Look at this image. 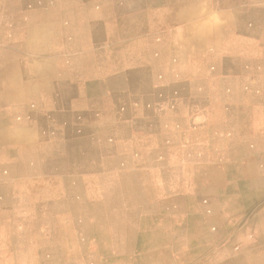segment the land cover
<instances>
[{"label":"crops","instance_id":"0c3cea01","mask_svg":"<svg viewBox=\"0 0 264 264\" xmlns=\"http://www.w3.org/2000/svg\"><path fill=\"white\" fill-rule=\"evenodd\" d=\"M26 1L0 0V14L3 10V17H6L4 29L0 28V190L4 191L0 192V232L7 231V237H14L13 240L2 241L5 254L0 258L1 264H71L53 241L62 232L64 223L69 224L66 230L72 231L78 239L77 257L92 259V264H206L205 260L209 259L212 264L219 260H226L227 264H264V77L256 79L254 85L247 84V81L241 85L246 88L245 92L257 87L253 104L258 103V107H252L251 101L245 99L246 95L239 100L230 98L228 91L235 92L239 85L224 81L213 87L222 94L219 101L197 98L191 91L203 90L204 87L198 86L202 83L195 84V77L187 74L188 63L174 69L168 60L161 58L167 43L178 44L176 37L180 30L171 26L162 29L158 24V20L167 16L170 19L181 17L178 14L182 9L200 10L199 15L190 14L187 18L190 20L228 16L227 19L233 22L237 18L245 20L259 11L260 21L255 24L260 28L264 25V0ZM224 4H227L226 9H223ZM13 15L21 18L18 26L11 23L9 17ZM25 23L26 26L23 25ZM221 24L225 25L226 21ZM230 28V31L224 29L222 33L226 44L231 42L229 35L235 36L239 31L236 24ZM252 29L244 28L240 34L250 36ZM225 77L217 79L226 80ZM199 80L203 81V78ZM198 96L205 97L204 93ZM12 99H15V107L10 102ZM237 102L248 103V108H245L248 119L244 124H239L234 118ZM132 113L137 114V120L141 116L143 118L135 130L120 134L119 131L134 119H129ZM11 114L18 120L14 124L9 119ZM60 116L64 117L62 121ZM87 118L89 124L85 121ZM104 132L109 136L105 137ZM72 141L85 143L83 146L88 149H101L108 142L115 149V154L124 153L125 147L130 149L131 152L127 153L132 154V167L127 170L132 173L144 170L137 179L146 183L147 189L140 193L146 199L130 204L120 199L113 206L114 214L122 216L130 212L131 221L96 218L94 212L99 211L101 215L100 211L108 209L101 199L98 200L99 206L71 204L68 199L71 194L72 197L74 194L87 197L86 202L89 203L93 202L91 197L95 198V194L88 185H82L79 192L71 189L69 175L57 173L55 178L54 175H36L35 171H31L32 175L23 172L35 166V161H28V156L37 157L39 154L28 152L29 148H44L53 157L50 160L59 165L69 161L67 156L60 154V148L71 147ZM42 153L37 160L44 168ZM100 157V163L116 161L113 155ZM58 167L52 170L58 171ZM102 174L110 176L112 173ZM27 178L30 180L28 185L22 183ZM61 178L65 187L55 189L50 182ZM187 178L191 179L190 184L186 183ZM18 185L21 188H17ZM245 185H248L250 196L247 201L243 198ZM41 189H46L43 190L46 193L42 194ZM94 190L98 191L97 188ZM221 192L229 193L223 195ZM170 194L175 195V201L168 199ZM34 195L38 197L33 198ZM161 196L164 199L156 203ZM156 209L165 212L193 209L199 214L210 211L214 215L204 220L199 218V214L175 220V217L162 218L161 224L155 215L143 217L144 212ZM135 224L147 225L157 232L158 227L169 226L177 232L174 235L167 233L161 238L156 237L155 230H148L146 246L135 257L134 253L128 254L129 251L134 252L138 243L133 230ZM108 226L114 228L113 236L107 235ZM180 230L184 232L183 237L179 236ZM23 243H29L30 247L24 253L18 252ZM111 243H114V251L108 253L106 248L109 249ZM95 248L97 251L105 248L106 255L100 259L102 262H98Z\"/></svg>","mask_w":264,"mask_h":264},{"label":"bare ground","instance_id":"6f19581e","mask_svg":"<svg viewBox=\"0 0 264 264\" xmlns=\"http://www.w3.org/2000/svg\"><path fill=\"white\" fill-rule=\"evenodd\" d=\"M2 1V0H1ZM9 1V0H8ZM23 1V0H22ZM29 1V0H28ZM26 1V2H28ZM37 1V0H36ZM8 4V3H7ZM24 4V3H22ZM5 6V5H4ZM17 6V5H16ZM15 6V7H16ZM225 8H227V4H224ZM3 7V6H2ZM19 7V6H18ZM25 7V6H24ZM79 7V6H78ZM30 8V7H29ZM17 10V9H16ZM19 10V9H18ZM28 10V9H27ZM7 11V10H6ZM29 11V10H28ZM223 11V10H222ZM226 11V10H224ZM255 11V10H254ZM12 12V11H11ZM258 11H255V13H257ZM5 13H3V10H2V15L0 14V28L2 29L3 25H5V20H6V17H3ZM18 14V13H17ZM25 14V13H24ZM23 14V15H24ZM215 14V13H213ZM259 14V12L257 13ZM22 15V14H21ZM227 15V13H226ZM226 15H222V16H226ZM181 17H177V19H179V21L183 20L182 24L180 25H175L177 23H175V21H178L176 18H174L173 20H171L170 18H168V16L166 18H161L160 20H158V24L160 26V28L164 29V27H174L176 28V30H180L179 32V36L176 37V40L178 41V44H172L171 42L167 43L166 47L164 48V51L162 52V59H166L169 61L170 65L172 66V68H179L182 64H185L186 62L188 63L187 64V74H191V76L195 77V84H199V83H202V84H199L198 86L200 87H204V82H207L205 81V79L203 81L199 80V78H201L202 74H201V70H203L205 67L207 66H213L212 68H214L216 71H227V73L229 72L230 75H226L225 78H227L226 80H218L217 77L216 79H213V80H210L211 82L207 84L208 88L210 90H213V93L209 92V97H199L198 95H202L203 93H207V91L205 92L204 89L201 90V89H194L193 91H191V94L193 96H197V98H203V99H208V98H213L212 100L216 99L217 101H219L218 99H220L222 96L221 93H219L218 90L214 89L213 87L216 86L217 82L219 81H224V83H231L232 85H234L235 83H237V81L235 80L234 81V78L236 77L235 74L230 71H236L237 69H241V67L244 68V70H250V72L248 71L249 74H246V75H243L245 76L244 78L247 79V76L248 75H251V76H255L256 79L258 78H261V77H264V70H263V67H264V61L263 59H254V60H246L243 62V65H240L239 66V62L235 61V60H232L231 62H228V63H224V60L221 59L220 57V53H223L224 52H228L229 50L231 51H235L237 48L235 46H228V45H225L224 44V39H223V31L224 29H226L225 31H230L231 28L230 27H235V22H233L231 19H227L228 16L226 17H221L220 19H216V18H211L209 20H199L198 19H187V15L186 14H181L180 15ZM254 14H253V17H248L246 18L245 20H243L242 18H237L236 22H239L238 23V26L237 30H239L236 34H235V39H237V37H240V31H242V29L244 28H248L251 21H253V18H254ZM257 20L256 21H260L259 20V16H257ZM10 21L12 24L15 25H19L20 24V20L21 18L16 15H13L12 17H9ZM8 18V19H9ZM29 18V17H28ZM34 18V16H33ZM202 18V17H201ZM208 18V16H207ZM7 19V20H8ZM255 19V18H254ZM60 20V19H59ZM81 20V19H80ZM225 20L226 21V24L223 25L221 23L225 22L223 21ZM23 21V20H22ZM7 23V22H6ZM60 23V21H59ZM262 23V22H261ZM12 24H11V27H12ZM53 24V22H52ZM24 26H26V23L23 24ZM10 26V25H8ZM13 26V27H14ZM50 26V25H49ZM6 27V26H4ZM10 28V27H9ZM56 28V27H55ZM4 29V28H3ZM47 29V28H46ZM49 29V28H48ZM58 29V28H57ZM241 29V30H240ZM262 29V28H261ZM21 30V29H19ZM234 30V29H233ZM264 30V29H263ZM262 30V31H263ZM39 31V30H38ZM154 31V30H153ZM177 31V32H178ZM257 31V30H256ZM1 33V32H0ZM53 33V32H52ZM185 34L184 35V38H181L182 37V34ZM229 33V32H228ZM230 34V33H229ZM51 35V34H50ZM61 35V34H60ZM228 35V34H227ZM40 36V35H39ZM148 37V35H147ZM166 37V36H165ZM228 37V36H227ZM232 36L229 35L228 39L231 38ZM60 38V37H58ZM195 38L198 40V42L195 40ZM260 38V37H259ZM157 39V38H156ZM170 39V38H169ZM16 40V39H15ZM37 40V39H36ZM49 40V39H48ZM51 40V39H50ZM49 40V41H50ZM148 40V39H147ZM20 41V40H19ZM45 41V40H43ZM172 41V40H171ZM4 42V41H3ZM18 42V40H17ZM2 43V42H1ZM13 43V42H12ZM47 43V42H46ZM171 43V45H169ZM233 43L234 44H237V40L234 41L233 40ZM4 44V43H2ZM6 44V43H5ZM48 44V43H47ZM62 44V43H61ZM248 43H244V46L242 48H240V51H243L244 47L247 45ZM261 44V43H260ZM46 45V44H45ZM164 45V44H163ZM46 47V46H45ZM53 47V46H52ZM56 47V45H55ZM60 47V46H59ZM161 47V46H160ZM50 48V47H49ZM86 48V47H85ZM163 48V47H162ZM120 50V49H119ZM124 51V50H123ZM43 52V51H42ZM49 52V51H48ZM100 52V51H99ZM76 53V52H75ZM243 54H245V52H242ZM39 54V53H38ZM94 54V53H93ZM97 54V53H96ZM112 54V53H111ZM227 54V53H226ZM259 54V53H257ZM15 55V54H14ZM34 55V54H33ZM44 55V54H43ZM74 55V54H73ZM104 55V54H102ZM149 55V54H147ZM153 55V53H152ZM252 55V54H251ZM25 56V55H24ZM23 56V57H24ZM98 56V55H97ZM155 56V55H154ZM254 56V55H253ZM15 57V56H14ZM77 57V56H76ZM86 57V56H85ZM84 57V58H85ZM102 57V56H100ZM148 57V56H147ZM259 57V56H258ZM47 58V57H46ZM106 58V56H105ZM149 58V57H148ZM155 58H159V57H155ZM250 58V57H249ZM20 59V58H19ZM18 59V60H19ZM230 59V58H229ZM240 59V58H239ZM245 59V58H244ZM21 60V59H20ZM47 60V59H46ZM71 60V59H70ZM101 60V58H100ZM103 60V59H102ZM73 61V60H72ZM71 61V62H72ZM181 61V62H180ZM240 61V60H239ZM243 61V59H242ZM18 62V61H17ZM49 62V61H48ZM69 62V61H68ZM108 62V61H107ZM100 63V62H99ZM70 64V63H68ZM94 64V63H93ZM113 64V63H112ZM100 65V64H99ZM107 65V64H106ZM115 65V64H114ZM144 65V64H143ZM148 65V64H147ZM195 65V66H194ZM197 65V66H196ZM49 66V65H48ZM102 66V65H101ZM108 66V65H107ZM186 66V65H185ZM239 66V67H238ZM116 67V66H115ZM139 67V66H137ZM182 67V66H181ZM180 67V68H181ZM238 67V68H236ZM18 68V67H17ZM94 68V67H93ZM128 69V67H126ZM130 68V67H129ZM134 68V67H133ZM132 68V69H133ZM143 68V67H142ZM257 68V69H256ZM146 69V68H144ZM151 69V68H150ZM173 69V70H174ZM185 69V68H184ZM254 69H256L255 71H253ZM5 70V69H4ZM126 70V69H125ZM179 70V69H178ZM183 70V69H182ZM8 72V71H7ZM15 72V71H14ZM91 72V71H90ZM16 73V72H15ZM41 73V72H40ZM71 73H72V70H71ZM110 73V72H109ZM126 73V72H125ZM244 73V72H243ZM5 74V73H4ZM23 74V73H22ZM85 74V73H84ZM208 74V73H207ZM18 75V74H17ZM214 75V73L212 74ZM8 76V75H7ZM21 76V75H20ZM46 76V75H45ZM72 76V75H71ZM70 76V77H71ZM97 76V75H96ZM216 76V75H215ZM235 76V77H234ZM242 76V77H243ZM9 77V76H8ZM13 77V76H11ZM88 77V76H86ZM151 77V76H150ZM3 78V77H2ZM75 78V77H74ZM8 79V78H7ZM68 79V78H67ZM97 79V78H96ZM236 79V78H235ZM254 79V78H253ZM4 80V79H3ZM1 80V81H3ZM25 80V79H24ZM73 80V79H72ZM242 80V84L244 82H246L244 79H241ZM249 80V79H248ZM251 80V79H250ZM18 81V80H17ZM26 81V80H25ZM39 81V80H38ZM48 81V80H47ZM80 81V80H79ZM239 81V80H238ZM16 82V81H15ZM44 82V81H43ZM53 82V81H52ZM25 83V82H24ZM27 83V82H26ZM32 83V81H31ZM50 83V82H49ZM54 83V82H53ZM144 83V82H143ZM57 84V83H56ZM140 84V83H139ZM147 84V83H146ZM15 85V84H14ZM152 85V84H151ZM236 85V84H235ZM13 86V85H12ZM26 86V85H25ZM52 86V85H51ZM54 86V85H53ZM237 86V85H236ZM17 87V86H16ZM55 87V86H54ZM141 87V86H140ZM248 87V86H247ZM249 88V87H248ZM141 89V88H140ZM144 89V88H143ZM12 90V89H11ZM10 90V91H11ZM20 90V89H19ZM29 90H30V87H29ZM57 90V89H56ZM55 90V92H56ZM13 91V90H12ZM144 91V90H143ZM141 91V93L143 92ZM33 92V91H32ZM51 92V91H50ZM259 92V91H258ZM17 93V92H16ZM235 93V94H234ZM253 91L251 90H248V92L246 93V98L245 99H249L251 102L250 104L252 105L254 102V99L257 97H254L253 95ZM31 94V93H30ZM228 94L230 96V98H233V99H237L239 100V98H241V94L239 92H237V89L235 90V92H233L232 90L228 91ZM15 95V94H14ZM35 95V94H34ZM60 95V94H59ZM208 95V94H207ZM32 96V95H31ZM245 96V95H244ZM46 97V96H45ZM219 97V98H218ZM13 98V97H12ZM74 98V97H73ZM264 98V97H263ZM56 99V98H55ZM60 99V98H59ZM15 99H12L10 102L13 103L12 107H15ZM70 100H71V97H70ZM253 100V102H252ZM37 101V100H36ZM61 101V99H60ZM72 101V100H71ZM248 101V100H247ZM59 102V101H58ZM29 103V102H28ZM70 103V102H69ZM107 103V102H106ZM47 104V103H46ZM58 104V103H57ZM220 104V103H219ZM218 104V106H219ZM248 104V103H247ZM247 104H240L238 105L239 108H248ZM33 105V104H32ZM118 105V104H117ZM138 105V104H137ZM213 105V104H212ZM254 105V104H253ZM252 105V106H253ZM256 105V104H255ZM95 107L97 105H94ZM142 106V105H141ZM207 106V105H206ZM103 107V106H102ZM114 107V106H113ZM140 107V105H139ZM214 107H216L214 105ZM251 107V106H249ZM254 107V106H253ZM60 108V106H59ZM87 108V107H86ZM94 108V107H93ZM110 108V107H109ZM231 108V106H230ZM260 108V107H259ZM264 108V107H262ZM13 109V113H14V108ZM26 109V108H25ZM56 109V108H55ZM91 109V108H90ZM104 109V108H103ZM107 109V108H106ZM112 109V108H111ZM209 109V108H208ZM88 110V109H87ZM113 110V109H112ZM130 110V109H129ZM46 111V110H45ZM52 111V110H51ZM92 111V110H91ZM95 111V110H93ZM110 111V110H109ZM214 111V110H212ZM216 111V110H215ZM32 112V111H31ZM34 112V111H33ZM217 112V111H216ZM252 112V111H251ZM249 112V114L251 113ZM263 112V111H261ZM29 113V112H28ZM54 113V111H53ZM83 113V112H81ZM90 113V111H89ZM113 113V112H112ZM203 113V112H202ZM214 113V112H213ZM232 113V112H231ZM256 113V112H254ZM35 114V112H34ZM206 114V113H205ZM210 114V113H209ZM248 114V115H249ZM39 115V114H38ZM89 115V114H88ZM47 116V115H46ZM83 116V115H82ZM115 116V115H113ZM137 116V114H134L132 113L131 116L129 115V119L130 118H134V119H131L129 121L128 124H126V128H124L123 130H120V134L122 132H127L129 130H135L137 128V125L138 123L141 121V119L143 118V116H141V118H139L138 120L135 119V117ZM186 116V115H185ZM210 116V115H209ZM32 117V116H31ZM34 117V116H33ZM86 118V116H84ZM92 117V116H91ZM127 117V116H126ZM125 117V118H126ZM213 117V116H212ZM60 120L62 121L63 120V116H60L59 117ZM88 118L90 119V117L88 116ZM88 118L85 120L86 122H88ZM9 119L11 120V122L14 124L15 121H18L17 118L15 117V115L11 114V116L9 117ZM92 119V118H91ZM102 119V118H100ZM99 119V120H100ZM207 119V118H206ZM227 119V118H226ZM93 120V119H92ZM164 120V119H163ZM218 121V120H217ZM32 122V121H30ZM100 122V121H99ZM108 122V121H107ZM112 122V121H111ZM168 122V121H166ZM226 122V121H225ZM249 122V121H248ZM101 123V122H100ZM114 123V122H113ZM112 123V124H113ZM209 123V122H208ZM207 123V124H208ZM220 123V122H219ZM48 124V123H47ZM57 124V123H56ZM89 124V122H88ZM211 124V123H210ZM17 125V124H16ZM49 125V124H48ZM60 125V124H59ZM79 125V124H78ZM84 125V124H83ZM121 125V124H120ZM166 125V124H165ZM169 125H171L169 123ZM235 125V124H234ZM37 126H38V123H37ZM52 126V125H51ZM56 126V125H55ZM80 126V125H79ZM236 126V125H235ZM47 127V126H46ZM105 127V126H104ZM111 127V125H110ZM122 127V126H121ZM163 127V126H162ZM189 127V125H188ZM193 127V126H192ZM203 127V126H202ZM4 128V127H3ZM49 128V127H48ZM62 128V127H61ZM222 128V126H221ZM226 128V127H225ZM241 127H239L240 129ZM40 129V128H39ZM91 129V128H90ZM89 129V130H90ZM246 129V128H245ZM184 130V129H183ZM186 130V129H185ZM199 130V129H198ZM62 131V130H61ZM109 131V130H108ZM160 131V130H159ZM168 131V130H167ZM219 131V130H218ZM227 131V130H226ZM88 132V131H87ZM171 133V131H169ZM204 132V131H203ZM202 132V133H203ZM222 132V131H221ZM220 132V133H221ZM259 132V131H258ZM49 133V132H48ZM174 133V132H173ZM181 132H179L180 134ZM219 133V134H220ZM248 133V132H247ZM102 134V133H101ZM105 137L109 136V133L108 132H104L103 133ZM127 134V133H125ZM200 134V133H199ZM239 134V133H238ZM96 135V134H95ZM129 135V134H128ZM176 135V134H175ZM181 135V134H180ZM185 135V134H184ZM193 135V134H192ZM216 135V134H215ZM225 135V133H224ZM94 136V135H93ZM204 136V134H203ZM214 136V135H213ZM252 136V135H250ZM48 137V136H47ZM129 137V136H128ZM197 137V136H196ZM208 137V136H207ZM86 138V137H84ZM98 138V137H97ZM110 138V137H109ZM175 138V137H174ZM237 138V137H236ZM67 139V138H66ZM93 140H96L94 137L92 138ZM202 139V137H201ZM40 140V139H39ZM81 140V139H80ZM78 140V141H80ZM9 141V140H8ZM43 141V140H42ZM78 141H72L70 142V145L71 147L69 148H66L67 151L65 152V155L66 156H69L70 157V162L72 164V166L70 167V171L66 172L65 175H69L70 179H71V189H77V191L80 189V187H82V185H88V186H91V188L93 189V194L95 197H100L101 201H103V203H105L106 205H108V209L106 210V212L103 211H100L101 212V215L99 213V211L97 212H94V215L96 216V218L98 217H104L105 219L107 220H118V221H131L132 218V215L130 212H126L124 213L122 216L119 214L117 215L114 214V209H113V205L115 206L116 204H118L117 200H120V199H125V202H127V204H130V203H135V202H138V201H143L146 199V196L144 198V195H141L140 193L145 191L147 189V186L145 185L146 183H142L140 182L137 178L140 176V173H142V171L144 170H140V171H136L135 173H132L131 171H128L127 169H130L132 166H131V155L130 153H120V154H114L113 157L116 159V161H107V162H104V163H100L99 162V159L101 158L100 156H96L92 151L91 149H88L89 147L85 148V143H82V142H78ZM123 141V140H122ZM198 141V140H197ZM210 141V139H209ZM118 142V141H117ZM174 142V141H173ZM186 142V141H184ZM188 142V140H187ZM211 142V141H210ZM224 142V141H223ZM25 143V142H24ZM52 143V142H51ZM222 143V142H221ZM226 143V142H225ZM237 143V141H236ZM109 143L107 142L104 146L105 147H101V149H103V152H107L109 154H113L115 153V150L114 148H112L110 145H108ZM209 144V143H208ZM85 145V146H83ZM94 145V144H93ZM217 145V144H216ZM48 146V145H47ZM88 146V145H87ZM143 146V145H142ZM242 146V145H241ZM41 147V145H40ZM44 147V146H43ZM49 147V146H48ZM47 147V148H48ZM63 147V146H62ZM93 147V146H92ZM258 147V146H257ZM46 148V149H47ZM44 148H40V149H36L35 147L34 148H29L28 149V152H31V153H36V152H39L38 156L35 157L34 155L33 156H28V161H32L34 162L33 164L35 166H33V168H28L26 170H23V172H27L28 174L31 173V171H35V174L36 175H48L49 177H53V175L55 176L57 174V172L54 170H52V168H55L56 165H58L57 162H54V161H51L50 158H53L51 157V154L48 153V152H45L43 150ZM95 149V152L98 151V149L100 148H94ZM106 149V150H105ZM203 149V148H202ZM209 149V148H208ZM226 149V148H225ZM238 149V148H237ZM256 149V148H255ZM45 153H42L43 151ZM55 148H53V152H54ZM206 150V149H205ZM217 151V149H215ZM232 150V149H231ZM8 151V150H7ZM228 151H230L228 149ZM235 151V150H233ZM238 151V150H237ZM142 152V151H141ZM199 152V151H198ZM203 152V151H202ZM211 152V151H210ZM42 153V157L44 159V168H42V164L37 160L39 159L40 157V154ZM146 153V152H145ZM175 153V152H174ZM187 153V152H186ZM227 153V152H226ZM58 153L55 154V156H57ZM198 154V153H197ZM223 153H221L222 155ZM229 154V152H228ZM235 154V153H234ZM233 154V155H234ZM190 155V154H189ZM216 155V154H215ZM232 155V154H231ZM110 156V155H109ZM218 156V155H216ZM220 156V155H219ZM242 156V155H241ZM32 157V158H30ZM103 157V156H102ZM141 157V156H140ZM187 157V156H186ZM228 157V156H227ZM108 158V157H107ZM192 158V157H191ZM229 158H232L231 156ZM234 158V157H233ZM27 159V158H25ZM25 159H23V162L25 163ZM104 159V158H103ZM186 159V158H185ZM197 160L199 159L196 158ZM195 159V160H196ZM203 159V158H202ZM239 159V158H238ZM133 160V159H132ZM226 160V159H224ZM148 161V160H147ZM184 161V160H183ZM182 161V162H183ZM218 161V160H217ZM38 164H37V163ZM142 162V161H141ZM139 162V163H141ZM185 162V161H184ZM224 162V161H223ZM89 163H94L96 165H98V169L100 172L97 173L93 170V167L91 166L92 164H89ZM167 163V162H166ZM61 164V163H60ZM229 164V163H228ZM24 165V164H23ZM23 165H22V168H23ZM69 165V164H68ZM145 165V164H144ZM222 165V164H221ZM146 166V165H145ZM161 166V165H160ZM27 167V166H26ZM25 167V168H26ZM30 167V165H29ZM220 167V166H219ZM78 168H81V170L79 171L80 173H83V175L79 178V177H76L74 174H78ZM237 168V167H236ZM162 170V168H161ZM231 170V169H230ZM233 170V169H232ZM38 171V172H36ZM111 171L112 174H110V176L106 175L104 176L102 173H105V172H109ZM162 173V171H161ZM223 173V171H222ZM232 173V172H231ZM237 173V171H236ZM235 173V174H236ZM26 174V173H25ZM136 175V176H133V175ZM167 174V173H166ZM32 175V173H31ZM34 175V174H33ZM59 175V174H58ZM55 176L56 177H58ZM73 175V176H72ZM45 177V176H44ZM60 177V176H59ZM12 178V177H11ZM164 178V177H163ZM178 177H176V182H177V179ZM3 179V178H2ZM51 179V178H49ZM86 179V181H85ZM245 179V178H243ZM248 179V178H247ZM7 180V178H6ZM52 180V179H51ZM145 178L142 179V181H144ZM220 180V179H219ZM3 180H1L2 182ZM5 181V180H4ZM11 181V180H10ZM23 182L22 183H25L28 185V183L30 182L29 178L25 179V180H22ZM248 181V180H247ZM6 182V181H5ZM19 182V181H18ZM48 182V181H47ZM35 183V182H34ZM52 183V185L54 186L55 189L57 188H62L65 187L63 181H62V178L61 180H53V182H50ZM62 183V184H61ZM86 183V184H85ZM89 183V184H87ZM48 184V183H47ZM46 184V185H47ZM70 184V183H69ZM251 184V183H250ZM4 185V183L2 184V186ZM11 185V184H10ZM26 185V186H27ZM35 185V184H34ZM42 185V184H41ZM40 185V186H41ZM50 186V184H48ZM163 185V184H162ZM170 185V184H169ZM5 186V185H4ZM48 186V187H49ZM13 187H16V185H13ZM25 187V186H23ZM242 187V186H241ZM3 188V187H2ZM11 188V187H10ZM17 188H21V185ZM50 188V187H49ZM97 188L98 191H95L94 189ZM248 185H245V188L243 190V198L247 201L250 196H248ZM180 189H181V186H180ZM254 189V188H253ZM3 190V189H2ZM0 190V192L2 191ZM18 190V189H17ZM43 190H46V189H41L40 191L42 192L43 194ZM9 191V190H7ZM30 191V190H29ZM4 192V191H2ZM41 192H38L37 194H40ZM69 192V191H68ZM79 192V191H78ZM91 192V194H92ZM46 193V192H44ZM53 193V192H52ZM59 193V192H58ZM63 193V192H62ZM24 194V193H23ZM28 194V193H27ZM60 194V193H59ZM78 194V193H77ZM41 195V194H40ZM53 195V194H52ZM73 194L70 195V197L68 198L70 203L71 204H77V203H82V204H85L87 206L88 205H95L96 203L95 202H86V200H82L80 198V195H76L74 194V196L72 197ZM146 195V194H145ZM17 196V195H15ZM23 196V195H22ZM20 196V197H22ZM55 196V195H53ZM57 196V195H56ZM65 196V194H64ZM38 197V195H34L33 198H36ZM46 197V196H45ZM26 198V197H25ZM32 198V199H33ZM49 198V197H48ZM93 198V196H92ZM59 199V198H58ZM61 199V198H60ZM59 199V200H60ZM66 199V198H65ZM202 199V198H201ZM26 200V199H25ZM34 200V199H33ZM36 200V199H35ZM53 200V199H52ZM64 200V199H63ZM203 200V199H202ZM19 201V200H18ZM243 201V200H242ZM64 202V201H63ZM100 201H98V204H99ZM65 203V202H64ZM251 204V202H250ZM62 205V204H61ZM102 205V204H101ZM209 205V204H208ZM256 205V204H255ZM4 206V205H3ZM50 206V205H49ZM78 206V205H77ZM76 206V207H77ZM206 206V205H205ZM212 206V205H211ZM251 206V205H250ZM249 206V207H250ZM253 206V204H252ZM75 207V209H76ZM95 207V206H94ZM217 207V206H215ZM214 207V208H215ZM1 208V207H0ZM12 208V207H11ZM53 208V207H52ZM89 208V207H88ZM72 209V208H71ZM248 209V208H247ZM57 210V209H56ZM202 210V209H201ZM10 211V209H9ZM78 210L76 209V214L78 213L77 212ZM74 212V213H75ZM210 212V211H209ZM242 212V211H241ZM16 213H19V212H16ZM25 213V211L23 212V214ZM247 213V212H246ZM22 214V215H23ZM80 214V213H79ZM21 215V217H22ZM32 215V213H31ZM93 215V216H94ZM16 216V215H14ZM33 216V215H32ZM92 216V217H93ZM7 217V216H6ZM9 217V216H8ZM76 217V216H75ZM91 217V215H90ZM89 217V218H90ZM19 218V217H18ZM17 218V219H18ZM24 218V216H23ZM95 218V217H94ZM95 218V219H96ZM224 218V217H223ZM20 219V218H19ZM80 218H77V220H79ZM8 220V219H7ZM46 218H43V221H45ZM68 220V219H67ZM18 221V220H17ZM61 221V220H59ZM58 221V222H59ZM6 222V221H5ZM76 222V221H75ZM104 223V222H103ZM106 223V222H105ZM83 224V223H82ZM85 224V223H84ZM93 224V222H92ZM89 225V224H88ZM68 226L69 224L67 223H64L63 224V228H62V232L59 233L58 235V238H54L53 241L55 243H57V245L59 246L61 252H63V254L66 256V258H69V260L72 262L71 264H92L94 263L93 261L94 260H90L88 258H82V259H79L77 257L78 255V246L77 243H78V239H76L73 235H72V231L69 233V231H67L66 229H68ZM86 226V224H85ZM84 226V227H85ZM198 226V224H197ZM196 226V227H197ZM78 227V226H77ZM81 228V227H80ZM79 228V229H80ZM86 228V227H85ZM97 229V228H96ZM100 229V228H99ZM196 229V228H195ZM198 230V229H197ZM88 232V231H87ZM180 232V231H179ZM1 235H0V258L5 254V245H4V242L2 241H5L7 239V241L9 240H13L14 237H7L8 235V232L7 231H1L0 232ZM86 233V232H85ZM197 233V232H196ZM67 234V235H66ZM67 236V238H66ZM203 238V236H202ZM206 239V237H204ZM114 239V238H113ZM193 239V238H192ZM201 239V238H200ZM204 239V240H205ZM174 240V239H173ZM196 240V239H195ZM194 241V240H193ZM68 242V243H67ZM9 243V242H8ZM67 243V245H66ZM91 243V242H90ZM183 244V242H182ZM10 245V244H9ZM185 246V245H184ZM2 247L4 249V251L2 252ZM30 245L29 243L28 244H21L19 246V249L17 250L18 252H26L27 251V248H29ZM9 249V247L7 248ZM6 249V251H7ZM65 249V250H63ZM181 249V247H180ZM185 249V248H184ZM12 252V251H11ZM75 253V254H74ZM10 254V253H9ZM12 255V253H11ZM76 255V256H74ZM262 256V255H260ZM9 257V256H8ZM13 257V255H12ZM242 257V256H241ZM43 258V257H42ZM5 259V258H4ZM187 259V258H186ZM241 260V259H240ZM243 260V259H242ZM11 261V260H10ZM67 263V262H66ZM0 264H1V260H0ZM9 264V263H7Z\"/></svg>","mask_w":264,"mask_h":264},{"label":"rangeland","instance_id":"374dc122","mask_svg":"<svg viewBox=\"0 0 264 264\" xmlns=\"http://www.w3.org/2000/svg\"><path fill=\"white\" fill-rule=\"evenodd\" d=\"M225 8V6L223 7V9ZM259 12V11H258ZM257 12V13H258ZM196 14V15H199L200 14V10L196 11V10H188V11H185L182 9V11L180 12V14L178 15H181V14H186L187 17L190 16V14ZM255 13V16L253 18V21H251L250 25H249V28L252 27L254 29H252V32H251V35L250 36H247V34H240V37H237V39H235L234 36H232L230 39V43L229 44H226L224 42V44L228 45V46H235L237 49L235 51H231L229 50L228 52H224L223 53H220V57L222 60H224V63H228V62H231L232 60H235L237 62H239V66L240 65H243V62L246 61V60H254V59H263L264 61V25L262 27H258L257 23L258 21L257 20V16H259V14ZM179 17V16H177ZM252 17H253V14H252ZM174 18H172L171 20H173ZM178 21H175V23H177L178 25L182 24L183 20L179 21V19H177ZM238 23L239 22H235L236 24V27L238 26ZM259 25V24H258ZM257 27V28H255ZM262 28V29H261ZM257 30V31H256ZM263 30V31H262ZM260 37V38H259ZM195 40L198 42V40L195 38ZM233 40L236 41L237 40V44H234L233 43ZM224 41V40H223ZM244 43H248L243 49V51H240V48H242L244 46ZM261 43V44H260ZM242 52H245V54H243ZM227 53V54H226ZM259 53V54H257ZM252 54V55H251ZM254 55V56H253ZM259 56V57H258ZM250 57V58H249ZM230 58V59H229ZM240 58V59H239ZM245 58V59H244ZM243 59V61H242ZM240 60V61H239ZM195 66V65H194ZM197 66V65H196ZM238 66V67H239ZM213 66H207L205 69H203L204 73L201 75L203 80L205 79V81L207 82H204V91L206 90L207 93H204V96L205 97H209V92L213 93V90H210L207 86L208 83H210L211 81L210 80H213V79H216L217 77H222V76H226V75H230L229 72L227 73V71H216L214 68H212ZM236 67V68H238ZM257 69V68H256ZM256 69H254L253 71H255ZM263 70H264V67H263ZM248 71L250 72V70H244L243 67H241V69H237L236 71H230L231 73L233 72L235 74V78H234V81L236 80L237 85H239V89L237 88V92H239L241 95V98H245L244 95H246L247 92H245L246 88L245 87H241L242 85V80L241 79H244L245 81L247 80V84H256V77L254 76H251V75H248L247 76V79L244 78L245 76L243 75H246V74H249ZM244 72V73H243ZM208 73V74H207ZM212 73H214V75H212ZM216 75V76H215ZM243 76V77H242ZM254 78V79H253ZM249 79V80H248ZM251 79V80H250ZM239 80V81H238ZM257 88V87H255ZM254 88V89H255ZM252 89V91L254 92L253 94L256 93V91ZM205 91V92H206ZM208 94V95H207ZM255 97V96H254ZM240 105V102H237V107H236V116L234 117L236 119V121L239 122V124H244L246 123L245 121L248 119V117L246 116L248 110L247 109H243V108H239ZM254 107H258V103L257 105H253ZM252 106V107H253ZM183 107V106H182ZM180 119H183L184 117H179ZM170 129L172 127H169ZM106 150V149H105ZM115 150V149H114ZM228 150V149H227ZM60 154L64 157H66L65 155V152L67 151L66 148H60ZM91 151L96 155V156H103V157H107V156H112L114 155L115 153L113 154H109L106 150V152H103V149H98L97 152H95V149L94 148H91ZM122 152H131L130 149L128 147H125L123 149ZM212 153L214 151H211ZM69 158V161L68 163H65V162H62L61 164L59 165H56L55 166V170H56V167L59 168L58 171H56L59 175L63 176V174L65 175V173L68 171H70V167L72 166L71 162H70V157L67 156ZM66 161V160H65ZM69 164V165H68ZM89 164H92L91 166L93 167V170L97 173H99L100 171L97 170L98 169V165L94 164V163H89ZM81 170V168H78V172ZM109 173V172H108ZM76 177H81L83 175V173H78V174H74ZM73 176V175H72ZM191 182V179L190 178H187L186 179V183L187 184H190ZM229 192L227 193H223L221 192L220 194H223V195H227ZM193 196V195H192ZM81 197V196H80ZM82 200H84L85 198L84 197H81ZM92 198V197H91ZM164 197L161 196L160 198H158L156 200V203H159L161 200H163ZM168 199H170L171 201H175V195L174 194H170L168 195ZM87 200V197L86 199ZM98 200H100V197H93L92 198V201L96 203V206H99L98 204ZM148 205H149V202H148ZM147 205V206H148ZM113 209L115 208L114 206H112ZM195 209V208H193ZM193 209H187V210H183V211H180V212H175V211H170V210H167L166 212L163 211V210H160V209H156V210H153L154 212L152 211H146L144 212L142 215L143 217H149V216H154L157 218L156 221H158L159 224H161V220L162 218L166 219H171L172 217H175L173 218L174 220L175 219H183L184 217H190V216H195L196 214H199V212L197 210H193ZM212 215H214L213 213L211 212H203V213H200L199 214V218L201 219H206V218H210L212 217ZM133 230H134V233L136 234V240L138 241V243H136V246H135V249H134V252L132 251H129L128 254H133L135 255V257L140 253V251H143L145 246H146V241H145V237H146V232L149 230L151 232H153V230H155L156 234H158L156 237H166L167 236V233H170V234H175V232H177L176 229H170L168 228L169 226H161V227H158V232H157V229H154L152 227L148 228L147 225H143V224H135L133 225ZM181 231V230H180ZM106 232L107 235L110 237V236H113V233H114V228L108 226V228L106 227ZM154 232V233H155ZM178 233H180L178 231ZM67 235V234H66ZM181 237L184 236V232L181 231L180 235ZM110 240V239H109ZM111 247L109 249L106 248L107 251H109L108 253H111V251H114L112 248H113V245L114 243H111ZM145 245V246H144ZM144 246V247H143ZM94 251H97V248L93 249ZM96 258H99V261L98 262H102V260L100 261V259H102L104 257V255H106V251H105V248L102 249V250H99L96 252ZM113 254V253H112ZM226 260H219V261H215V263H220V262H223L225 264H227L225 262ZM206 264H212V261L211 259L209 260H205ZM214 263V264H215Z\"/></svg>","mask_w":264,"mask_h":264}]
</instances>
